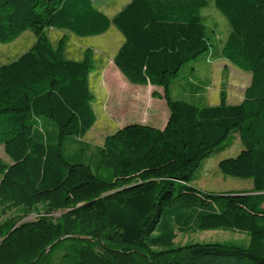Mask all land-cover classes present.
<instances>
[{
	"label": "trees",
	"instance_id": "obj_1",
	"mask_svg": "<svg viewBox=\"0 0 264 264\" xmlns=\"http://www.w3.org/2000/svg\"><path fill=\"white\" fill-rule=\"evenodd\" d=\"M211 6L230 28L222 43L202 15ZM111 26L123 37L112 64L130 83L160 87L169 119L162 130L133 123L108 135L94 167L69 162L65 139H77L68 142L80 160L90 146L79 140L96 122L92 64L66 59L65 41L54 48L46 30L86 38ZM28 30L32 46L0 65V145L11 161L0 164V264H264V0H129L111 19L95 0H0V44ZM201 56L251 75L239 104L224 92L216 106L172 97L182 68ZM235 139L242 150L218 169L252 188L191 186ZM8 211L21 215L3 219ZM210 230L248 240L175 242Z\"/></svg>",
	"mask_w": 264,
	"mask_h": 264
},
{
	"label": "rangeland",
	"instance_id": "obj_2",
	"mask_svg": "<svg viewBox=\"0 0 264 264\" xmlns=\"http://www.w3.org/2000/svg\"><path fill=\"white\" fill-rule=\"evenodd\" d=\"M95 1L98 8L107 12L109 19L112 18L115 12L128 3V0H104L103 4H101L102 0ZM202 15L205 18L207 27L214 28L218 36V41L220 43L224 42L230 31L225 17L213 6L204 10ZM46 35L54 48L58 46L61 39L65 41L64 56L66 59L81 61L87 57L92 64L89 86L95 97L93 109L96 115V122L86 135L79 140L88 144L90 147L81 155L80 160L73 159L74 147L77 148V145H80L78 143L76 146L73 144L69 145L70 143L68 140L76 141L77 139L71 140L66 138L63 144V155L66 160L69 162H81L94 167L97 162L95 145H101L102 138L105 137L104 134H113L118 126H126L128 124L141 122L149 124L152 127L160 128V130L165 128L169 119V111L164 99H162L157 92L158 89L161 90L160 87L147 84H133L126 81L123 76H121L124 82L132 87L127 91L115 85L112 79L109 78V75H104L105 72L103 73L101 71L103 66H106L105 64H107L108 61H111L113 55L123 43V37L114 26H111L106 34L99 37L79 38L67 31H60L53 28H48L46 30ZM34 39V34L28 30L13 41L7 44H0V65L15 60L19 55L27 51L33 44ZM190 82H193L194 85H198L200 88L199 91L207 87L205 89L206 96H204L205 98L202 101L189 100V98L183 94L179 85L186 87L189 86ZM250 83L251 75L239 70L231 63L222 59H217L216 57H211V59L207 61V57L201 56L194 61L188 62L182 68L177 80H175L171 88V95L175 99L188 100L196 106H216L220 101V93L224 92L227 104L237 105L243 100L245 90L250 86ZM110 96L112 100L122 99L121 101L118 100L122 105V113H120V119L116 121V126L106 128L109 127L110 123L105 122L102 113L104 112V107L111 99ZM142 97L144 98V100L141 101L144 104V113L139 107L141 106L140 100ZM150 100L153 102L152 104L149 103ZM110 116L114 117L115 115ZM241 150V143L235 139L228 149L213 153L202 163L200 169L194 174L190 185L201 192H211L214 194L250 190L252 188L251 179H238L225 176L218 169V163L221 160L234 158ZM0 164H11L10 159L4 152L3 145H0ZM40 213H42L41 209L27 216L24 221H34ZM60 214V212L54 213L51 214V216L53 218H58ZM20 215V212L8 211L7 215H3V219ZM247 240L246 234L243 233L210 230L197 231L187 235L178 233L175 242L178 244L187 242L246 244ZM56 257L58 258V255H55V258Z\"/></svg>",
	"mask_w": 264,
	"mask_h": 264
},
{
	"label": "crops",
	"instance_id": "obj_3",
	"mask_svg": "<svg viewBox=\"0 0 264 264\" xmlns=\"http://www.w3.org/2000/svg\"><path fill=\"white\" fill-rule=\"evenodd\" d=\"M101 1V0H100ZM129 1V0H128ZM104 3V0H102L101 1V4H103ZM107 7H108V5H107ZM110 8V7H109ZM100 11H102L106 16H107V12L106 11H103V10H101V8H98ZM121 9V8H120ZM119 9V10H120ZM118 10V11H119ZM117 11V12H118ZM117 12H115V14L117 13ZM115 14H113V16L115 15ZM112 16V17H113ZM108 17V16H107ZM109 18V17H108ZM110 29V28H109ZM109 31V30H108ZM107 31V32H108ZM106 32V33H107ZM105 33V34H106ZM61 34H63V33H61ZM65 35H66V33H65ZM104 35V34H103ZM100 36H102V35H100ZM97 37H99V36H97ZM32 46V45H31ZM30 46V47H31ZM119 49V48H118ZM116 53V52H115ZM115 55V54H114ZM113 55V56H114ZM113 58V57H112ZM107 64H109V65H107ZM107 64H105L106 66H103V68H102V72L104 73L105 72V74L104 75H109V78L110 79H112V81L115 83V85H118V86H120L122 89H125V90H127L128 91V89H130V88H132V87H130V85H128L127 83H125L124 82V80L122 79V75L119 73V71L114 67V65L112 64V59H111V61H108L107 62ZM91 74V73H90ZM124 78V77H123ZM125 79V78H124ZM89 83H90V81H89ZM90 85V84H89ZM179 87H180V89L183 91V94L186 96V97H188L189 98V100L190 99H192L193 101L195 100V101H202L205 97L204 96H206V88H204L203 90H201V91H199L200 90V88L198 87V85H194V83L193 82H190L189 83V86H186V87H184V86H182V85H179ZM90 90H91V87H90ZM157 92L159 93V95L160 96H162L163 95V90L161 89H158L157 90ZM95 98V97H94ZM110 98H111V96H110ZM118 100H122L121 98H119V99H116V100H112V98L109 100V103H107L106 104V106L104 107V112L102 113L103 114V118H104V120H105V122H108V123H110V125H109V127H106V128H111V126H116V121L117 120H119L120 119V113H122L121 112V109H122V105H121V102L120 101H118ZM144 100V98L142 97L141 98V100H140V105L141 106H139L140 107V109H141V111H143L144 110V108H143V102H141V101H143ZM188 101V100H187ZM159 102V101H158ZM150 104H152L153 102L150 100V102H149ZM166 104V103H165ZM121 106V107H120ZM92 107H93V104H92ZM137 108H138V106H137ZM168 109V108H167ZM94 110V109H93ZM167 112V111H166ZM143 113H144V111H143ZM127 114V113H126ZM110 115H115V116H117V117H111ZM130 121H133V120H130ZM123 122V121H122ZM138 124H143V125H149V124H144V123H141V122H137ZM112 124V125H111ZM151 126V125H150ZM121 127H123V126H118V128L115 130V132L118 130V129H120ZM156 128V127H155ZM158 129H160V128H158ZM109 130V129H108ZM105 135V137L104 138H102V144L101 145H99V144H97V145H95V147H100V146H102L103 145V142H104V140H105V138L108 136V135H111V134H104ZM244 191H249V190H244Z\"/></svg>",
	"mask_w": 264,
	"mask_h": 264
}]
</instances>
